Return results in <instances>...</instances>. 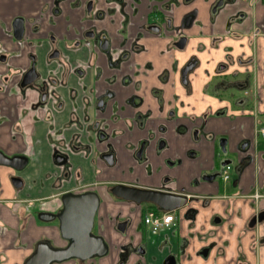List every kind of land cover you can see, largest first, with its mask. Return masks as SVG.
<instances>
[{"label":"crops","instance_id":"crops-1","mask_svg":"<svg viewBox=\"0 0 264 264\" xmlns=\"http://www.w3.org/2000/svg\"><path fill=\"white\" fill-rule=\"evenodd\" d=\"M154 1L158 5L168 2L176 4L172 14L175 26H180L187 14L197 12L194 23L185 31L188 36L186 50L161 55L160 50L168 46V39L158 41L150 36L142 40L141 43L147 46L149 53L135 58L134 63H150L153 70L148 77L141 78L144 82L140 91L133 87L125 88L117 72L118 77L109 85L106 76L110 72L101 63L105 78L97 83L92 73L85 78V86H81L74 76L69 78L67 84L61 87V104L54 111L51 126L45 114L46 109L36 110V95L21 92L18 88L19 78L14 74L15 69L25 70L30 66V53L39 56L44 77L56 68V64L48 68L44 61L50 51V43L47 41L49 32L46 29L35 34L29 32L26 41L20 45L12 36L0 31V43L8 56L7 63H0V85H8L7 90L0 89V151L7 157L22 155L28 158L27 168L21 173H16L12 167L0 165V229L6 231L0 232V264H22L35 241L46 235L55 237L52 229L41 227L32 210V206L43 199L49 200L45 206L57 208L62 193L78 191L81 187L101 182L99 189L106 205L115 203L112 207H106L104 212L115 216L119 210H123L125 216L130 215L129 210L133 205L111 201L104 186L113 179L127 182L139 176L143 185L159 187L165 175L173 178L174 189L200 196L204 198V203L195 200L187 207L176 210L180 211V216L172 212L177 217L174 225L157 234H147L150 264H163L169 250L175 251L180 239H189L187 252L194 256L195 264H264V223L255 229L248 227L251 217L257 211L264 210V140L259 139L254 143L257 121L253 117L255 109L252 111L253 97H244V92L231 89L221 100L212 93L213 86L218 85L217 80H212L215 68L227 60L230 61L228 73H236L234 80L247 81L250 85V70L239 61L251 54L247 41L237 40L229 34L249 29L248 24L241 26L232 21L245 6L241 0H225L223 8L214 15L212 6L216 0H142L137 5L138 13L132 18V36L137 34L140 25L148 22ZM39 5L37 1H31L25 15L34 16ZM82 14L81 8L74 11V23ZM258 17L260 21L264 19V5L259 7ZM119 19L117 16V22L111 30L113 38L117 37ZM3 20L7 24L11 22L7 17ZM56 35L59 38L64 35L63 27L56 30ZM66 54L73 66L77 65L78 59H88L85 52L66 51ZM193 56L198 58L200 67L190 77L189 88H184L175 72L172 79L165 82L161 78L160 81L165 71L181 69ZM256 57L257 79L251 83L253 88L256 83L260 90L259 120L264 123V36L256 40ZM127 69L125 67L124 71ZM72 88L78 91L74 95L69 92ZM96 88L100 93L110 88L115 94L103 110L96 109L94 104ZM155 88L161 90L159 95L154 93ZM134 95L144 99L140 108L129 104V99ZM236 98L242 100L234 103ZM53 106L54 102H50L47 108ZM73 109L77 111L80 120L84 119L88 129L80 124L67 126ZM225 109L227 114L216 118V113ZM146 112L151 113L147 126H135L132 133L127 132V126L140 123L139 115ZM205 114L211 117L207 123L208 131L228 136L229 152L236 151L243 141H250L256 146L257 159L243 171L239 179L232 174L228 182L204 181L203 177L213 172L220 158L219 148L209 143H193L190 135L183 132V128L178 130V127H189L192 117L199 120ZM172 116L175 119H171ZM97 120L108 121V132L114 136L111 142L118 160L112 169L100 163V168L106 171L103 175H96V157L106 147L101 145L96 151L95 139L88 132ZM160 127H165L166 131H160ZM150 132L156 134L157 139L165 138L167 147L158 154L157 140H154L147 152V161L131 173V167L136 166L132 157L133 149ZM75 135H79L80 149L72 151L70 143ZM60 138H64L68 145L64 146L68 153V177L64 176L65 168L54 161ZM168 161L173 164H168ZM16 175L24 182L20 189L15 188L12 182ZM256 193L258 199L254 197ZM189 209L195 212L191 217L186 215ZM215 217H220L222 222L216 224ZM140 218L138 210L133 214L134 222L129 235L135 234L140 238V234L132 230L141 222ZM112 226V223L107 222L105 236L113 247L118 240L112 232ZM15 240L20 248L13 246ZM208 246L211 247L209 258L204 260L197 257V253ZM113 260V256L106 259L108 264H112Z\"/></svg>","mask_w":264,"mask_h":264},{"label":"flooded vegetation","instance_id":"flooded-vegetation-1","mask_svg":"<svg viewBox=\"0 0 264 264\" xmlns=\"http://www.w3.org/2000/svg\"><path fill=\"white\" fill-rule=\"evenodd\" d=\"M31 1L34 2V0H0V31L4 35L12 36L15 42L20 45L26 41L29 32L35 34L40 33V31L44 29L49 32L47 41L50 43V51L46 58H44V61L48 68L52 64H56V68L51 70L52 72H50L48 76L44 77L40 68L39 56L36 53H30V66L25 70L22 68L15 69L14 74L19 78L18 88L21 92L28 94L33 93L36 95V110L46 109L45 114L47 115L48 122H50V126L53 125L54 111H57L58 106L61 104L59 102L61 87L67 84L66 82L69 81V78L74 76L78 79V83L81 86H85V78L92 73L94 75V80L97 83L102 78H105V70L103 66L100 65L101 63L106 70L110 72V75L106 76L109 85L112 80L118 77L115 73L117 72L120 74L121 81L125 88L133 87L136 91H140L142 90L144 82V79L141 78L148 77L153 70L150 63L144 65L134 63L135 58L149 53L147 46L141 43L142 40H145L150 36L158 41L168 39V46H171L170 48L166 46L164 49H161V55L184 51L187 48L188 41V36L185 31L194 23L197 16V12L187 14L184 22L180 26H175L172 14L176 9V4L168 2L158 5L157 2L154 1L151 12L148 14V22L140 25L137 28V34L132 36V18L138 13L139 8L137 5L142 2V0H35L40 3L39 10L34 16L27 17L25 13ZM241 1L244 4L245 9L236 13L234 18H232V21L238 22L241 26L248 24L249 29H247V31L229 34L237 40L246 39L251 54L245 58V60L240 58L239 61L246 65L247 70H250L251 74H249V79L256 82V74L258 71L256 40L260 36H264V19L260 21L258 11L259 7L264 5V0ZM224 3L225 0H216L212 6V13L215 15L219 9L223 8ZM79 8L82 9L83 14L78 17L77 23H74L72 19L74 11ZM117 16L120 18L119 26L116 32L117 37L113 38L111 30L117 22ZM4 17L10 18L11 22L9 24L5 23L3 20ZM59 27L60 29L63 27L64 30V35L61 38L56 35V30L59 29ZM21 28L23 30L22 37L17 39L15 37V30ZM29 44H32V41H29ZM23 46L24 45L21 47ZM66 51L70 53L85 52L88 54V59L85 61L78 59L77 65L73 66ZM7 61L8 56L0 43V63L5 64ZM229 66L230 61L227 60L226 62L219 63L215 68L212 80H217L218 85L213 86L212 93L218 95L216 97L221 100H224V95H226L231 89L244 92V97L251 95L254 101V103H252V111L255 109V115H253V117L255 116L257 121L254 132V143L259 139L264 140V137L260 133V129L264 127V123L260 121L261 115L258 110V105L260 103V90L258 85L255 83L253 88L249 79L248 81H250V85L247 81L234 80L236 73L229 74ZM125 67L128 68L127 71H124ZM199 67L200 62L198 58L193 56L182 66L181 69L165 71L160 76V81L162 78V80L167 82L168 79H172V75L175 72L176 75H178L181 84L187 89L191 85L190 77L198 71ZM207 74H209V72H207ZM7 87L8 85L6 83H1L0 85V89L3 90H7ZM160 91L161 90L158 88L154 89L156 95H159ZM69 92L71 95H74V93H77L78 91L72 88L69 89ZM233 95L235 96V94ZM114 97L115 94L110 88L104 89L101 93L96 88V101L94 103L96 109H105L107 103ZM237 99L238 98L234 100V103L242 100L241 98ZM50 102H54V106L47 108V105ZM129 102L130 105H135L137 108H140L144 104V99L138 95H134L129 99ZM226 112L227 109L219 111L215 116L216 118L224 116L227 114ZM171 114L173 115L174 113ZM139 118H141L140 123H135V125H128L129 123H127V132L132 133L135 126L142 128L146 127L151 120V113L146 112L142 115L140 114ZM170 118L172 119L173 116ZM210 118L211 117L207 114L199 118V120L192 117L189 120V127L181 125L178 127V130L183 128V132L190 135L193 143H209L214 144L219 148L220 158L214 166L213 172L206 174L203 177L204 181H223L222 173L227 167H230V176L231 172H233L237 176V179H239L243 171L247 167L253 165L254 161L257 159V148L256 146H253L250 141H243L238 145L236 151L229 152L227 148L228 136L217 135L216 133L207 130V123ZM84 123V119L80 120L77 111L73 109L70 123L67 126H78L80 124L85 129L86 125ZM108 128L109 123L107 120H97L96 125L88 131L89 134H91V137L95 139L96 151L101 145H105L106 147L104 151L97 153L96 175H103L106 173L105 170L100 168V163H103V165L109 169L114 168L118 164L116 151L111 142L114 136L108 132ZM160 128V131H166L165 127ZM154 140H157L158 154L167 147V141L165 138L161 137L157 139L156 134L152 132L148 133L147 137L141 140L133 149L132 157L136 166L131 167L129 172L134 173L137 166H141L147 161V152L151 148ZM79 143V135H75L70 143V149L72 151L80 149ZM57 144L59 146L54 153V161L58 166L65 168L64 176L68 177L70 175L69 169L67 170L69 167L68 153L64 147L68 145H66L64 138H60L57 141ZM20 157L25 156L20 155ZM25 158L27 159V163L21 170L12 167L16 173H21L27 168L28 158ZM168 164L171 165L173 163L168 161ZM211 177H214V179L211 180ZM13 178H19L22 180L18 175ZM23 184L24 182L22 180L21 187L17 189L22 188ZM101 184V182H96L93 185L81 187L78 191H67L62 193L58 198L59 206L57 208L51 209L48 206H45L49 202L47 199H43V201H40V203L38 202L36 206H32L36 221L40 223L41 227H45L48 230L52 229L56 238L46 235L35 241L30 248V253L22 264H26L31 257L37 254L40 248L45 250L48 247L52 250H61L66 249L71 244L72 241L64 238L60 231L59 215L64 209L62 197L66 193L85 194L91 192L98 195L99 207L94 217L91 236L103 239L106 244V252L103 255L94 254L88 258L70 257L60 261L53 260L49 264H108L106 259L111 256L114 258L112 264H150L148 259L149 251L147 234H157L162 229L153 233L151 230H148L149 226L144 224L143 219L148 210H160L157 206L151 203L143 202L138 204L133 201L116 197L112 193V189L116 185H124L134 189L159 191L174 195H184L187 198V203L184 207H187L195 200H200L204 203V198L200 196L189 194L186 190L177 191L174 189L173 178L169 175H165L162 178L159 187L143 185L139 176L127 182L113 179L110 180L106 186L103 185L106 188H104L105 192L109 195L111 201L116 203H128L133 206L129 210L130 215L124 216L123 210H119L117 215L111 216L110 213L108 214L104 211L106 207H112L115 203L106 205V201L103 199L99 189V187L102 186ZM254 197L258 199V193H256ZM138 210H140L141 222L132 230L135 233L138 232L140 238L135 234L129 235L134 222L133 214ZM194 214V210L189 209L186 215L191 217V215ZM45 215H47V218L44 217ZM260 215H264V210L257 211V213L251 217L248 221V227L254 218L257 219V223L254 227H249V229H255L258 225L264 223V221H258ZM107 222L113 224L112 232L118 240L113 247L112 243H110L105 236ZM214 222L220 224L222 219L220 217H215ZM4 231L2 232L0 229V232L5 233L6 231ZM189 242V239H180L176 244V250L173 252L169 250L163 260V264H195L194 256L187 252L190 244ZM13 246L20 248V245L16 240L13 242ZM24 248H27V246ZM113 248L115 249L114 251ZM210 251L211 247H204L197 253V257L207 260L210 256Z\"/></svg>","mask_w":264,"mask_h":264},{"label":"water","instance_id":"water-1","mask_svg":"<svg viewBox=\"0 0 264 264\" xmlns=\"http://www.w3.org/2000/svg\"><path fill=\"white\" fill-rule=\"evenodd\" d=\"M15 37L21 38L23 30H15ZM27 163L25 157L16 156L8 158L0 151V164L21 170ZM211 180L214 177L210 178ZM16 188L21 187L22 180L13 178ZM112 193L121 199L140 203H151L162 212H173L183 208L187 203L184 195H174L147 189H134L124 185H116ZM64 209L59 215L60 231L62 236L72 242L66 249L52 250L39 249L37 254L31 257L26 264H49L53 260H64L70 257L88 258L94 254L103 255L106 252V244L100 237L91 236L94 217L99 207V197L94 193L74 194L66 193L62 197ZM45 215L44 217H46ZM47 218V217H46ZM259 222L264 221V215L258 217ZM219 222V221H217ZM257 219L254 218L249 227H254Z\"/></svg>","mask_w":264,"mask_h":264},{"label":"built area","instance_id":"built-area-1","mask_svg":"<svg viewBox=\"0 0 264 264\" xmlns=\"http://www.w3.org/2000/svg\"><path fill=\"white\" fill-rule=\"evenodd\" d=\"M260 133L264 137V127L260 129ZM230 167L223 170L222 180L228 182L231 178ZM175 215L172 212H157L155 210H148L144 216L143 222L148 225L153 233L158 232L163 228H168L174 225Z\"/></svg>","mask_w":264,"mask_h":264},{"label":"rangeland","instance_id":"rangeland-1","mask_svg":"<svg viewBox=\"0 0 264 264\" xmlns=\"http://www.w3.org/2000/svg\"><path fill=\"white\" fill-rule=\"evenodd\" d=\"M260 141H262V139L260 140ZM232 174H234L233 172H231V176H232ZM118 203H120V202H118ZM182 209V208H181ZM174 212V214L176 215V216H180L181 215V213H180V211H173ZM177 218V217H176ZM138 219H139V216H138ZM57 223V222H56Z\"/></svg>","mask_w":264,"mask_h":264},{"label":"trees","instance_id":"trees-1","mask_svg":"<svg viewBox=\"0 0 264 264\" xmlns=\"http://www.w3.org/2000/svg\"><path fill=\"white\" fill-rule=\"evenodd\" d=\"M157 212H160V211H158V210H156Z\"/></svg>","mask_w":264,"mask_h":264}]
</instances>
